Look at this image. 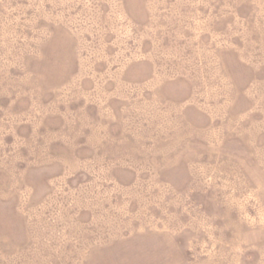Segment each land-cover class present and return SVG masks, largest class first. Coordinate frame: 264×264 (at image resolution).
<instances>
[{
	"label": "rangeland",
	"instance_id": "rangeland-1",
	"mask_svg": "<svg viewBox=\"0 0 264 264\" xmlns=\"http://www.w3.org/2000/svg\"><path fill=\"white\" fill-rule=\"evenodd\" d=\"M0 264H264V0H0Z\"/></svg>",
	"mask_w": 264,
	"mask_h": 264
}]
</instances>
